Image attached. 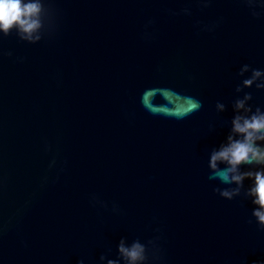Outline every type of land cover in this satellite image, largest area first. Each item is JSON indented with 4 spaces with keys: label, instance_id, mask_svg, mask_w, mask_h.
<instances>
[{
    "label": "water",
    "instance_id": "95a60500",
    "mask_svg": "<svg viewBox=\"0 0 264 264\" xmlns=\"http://www.w3.org/2000/svg\"><path fill=\"white\" fill-rule=\"evenodd\" d=\"M43 3L39 42L0 35V264H100L122 238L146 245V264L264 262L251 181L227 200L216 189L235 185L208 167L251 74L240 68L264 70V9ZM244 92L264 110V90ZM189 97L202 107L180 119Z\"/></svg>",
    "mask_w": 264,
    "mask_h": 264
},
{
    "label": "clouds",
    "instance_id": "9594fccd",
    "mask_svg": "<svg viewBox=\"0 0 264 264\" xmlns=\"http://www.w3.org/2000/svg\"><path fill=\"white\" fill-rule=\"evenodd\" d=\"M205 4L207 0H203ZM252 7L259 6L264 9V0H245ZM190 14L188 9L184 10ZM45 6L43 0H0V35L8 36L15 31L18 37L28 43L35 44L42 39L41 30L44 28ZM254 16L260 13L253 10ZM211 30V29H209ZM10 55V53H9ZM251 73L248 78L235 89L236 93H244L242 98H237L233 103L234 117L231 120V130L226 141L219 148L210 153L208 167L211 175L210 180L219 179L222 183L235 185V187L216 191L227 200H232L241 194L244 181L251 184L244 193L251 198L255 206L252 212L260 229L264 230V110L260 107L253 108L249 101L251 93L244 92L246 88L255 86L257 90H264V70L252 69L245 64L240 68L239 76L244 77ZM202 107L201 101L194 97L187 98V106L177 112V117L183 119ZM216 111L223 113L225 104L217 102ZM53 164L55 161L52 162ZM220 165H224L223 168ZM51 166V165H50ZM244 166H250L255 170L242 171ZM118 256L109 259L100 256V264H146V245L139 240L128 243L122 238L117 246ZM78 264H84L80 260ZM264 264V262H257Z\"/></svg>",
    "mask_w": 264,
    "mask_h": 264
}]
</instances>
